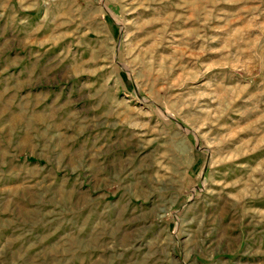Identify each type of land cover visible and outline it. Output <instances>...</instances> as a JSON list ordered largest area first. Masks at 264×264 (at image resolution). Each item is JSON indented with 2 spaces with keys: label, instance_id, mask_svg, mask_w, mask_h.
Returning a JSON list of instances; mask_svg holds the SVG:
<instances>
[{
  "label": "rangeland",
  "instance_id": "obj_1",
  "mask_svg": "<svg viewBox=\"0 0 264 264\" xmlns=\"http://www.w3.org/2000/svg\"><path fill=\"white\" fill-rule=\"evenodd\" d=\"M0 264H264V0H0Z\"/></svg>",
  "mask_w": 264,
  "mask_h": 264
}]
</instances>
